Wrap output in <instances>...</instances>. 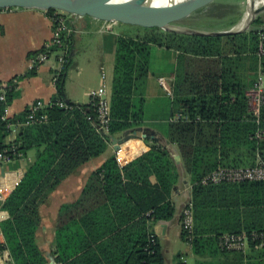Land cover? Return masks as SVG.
<instances>
[{"label": "trees", "instance_id": "trees-1", "mask_svg": "<svg viewBox=\"0 0 264 264\" xmlns=\"http://www.w3.org/2000/svg\"><path fill=\"white\" fill-rule=\"evenodd\" d=\"M55 12L46 11L48 16ZM209 12L199 10L184 19V25L207 29L195 18L202 13L209 17ZM234 25V21L227 23V28ZM262 35L264 31L201 37L154 28L144 36L121 35L116 41L109 130L113 136L144 123L143 89L152 46L177 52L174 114L180 112L187 119L170 124L168 140L177 146L191 184L194 231L189 243L182 229V239L199 257L197 264H264V181L202 183L219 168L264 162V140L255 138L259 130L264 131V106L255 117L247 95L264 73ZM62 40L66 48V34ZM66 59L56 77L57 97L37 114L46 115L48 121L20 127L16 139L23 156L31 150L37 156L2 205L10 217L0 225L5 237L0 252L8 250L14 264H47L36 241L41 205L80 167L103 155L111 143L98 130L96 98L84 105L69 102L70 110L58 106L59 101L67 102L65 81L72 61ZM5 85L7 99L0 101L3 144L10 135L8 125L25 121L29 114L26 110L2 120L5 107L19 95L14 82ZM179 180L175 161L156 142L124 167L115 155L109 157L90 175L79 199L61 206L55 230L56 263L164 264L160 241L155 236L152 242L150 229L173 219V192ZM232 234L246 235L244 250L223 249V237ZM175 264H184L181 256Z\"/></svg>", "mask_w": 264, "mask_h": 264}, {"label": "crops", "instance_id": "crops-1", "mask_svg": "<svg viewBox=\"0 0 264 264\" xmlns=\"http://www.w3.org/2000/svg\"><path fill=\"white\" fill-rule=\"evenodd\" d=\"M116 24L88 16L70 15L67 19V25L71 32L67 35L66 48L53 52L51 58L37 70H34L36 74L31 76L30 73L33 71L29 70L30 61L53 39L54 27L52 20L45 11L38 9L13 8L0 10V83L14 82L19 93L10 105L11 116L21 115L39 100L49 103L57 97L56 77L63 69V66L61 68L58 62V58L65 54L71 59L72 67L76 70L75 73L82 75L85 71L84 76L75 86L67 84L68 71L65 81V99L68 102L80 105L89 104L92 95L104 88L107 92V98L111 102L116 41L121 36L114 33ZM156 48L157 52L161 54H169L173 51V70L168 76L160 75L157 81L162 91L169 96L170 105L163 114L149 115L150 98L147 88L150 85L148 75L143 89L146 99L144 123L135 130L137 136L124 141L119 146V150H115L113 144L110 143L103 155L80 167L41 205L42 221L36 235V241L41 253L47 260V264H57L54 248L55 230L61 206L74 203L79 199L90 175L100 168L109 157L115 155L119 164L124 167L148 152L153 142L164 146L168 150L178 167L180 180L173 192V201L176 207L173 219L154 224L150 231L160 241L164 264H175L177 256H181L182 261L186 264L182 253L177 252V246L179 240L184 242L182 239V213L191 201V184L177 146L169 143L168 140L169 126L172 123L175 110L172 87L177 66V52L159 46H156ZM152 52L153 48H151V55ZM71 54L72 57L70 58ZM262 75L264 81V73ZM160 78L168 80L172 96L160 85ZM139 129H144L148 135L155 134L158 141L143 137L144 131ZM11 132L7 137V141H16L19 128L15 126L11 129ZM131 132L133 131L131 130ZM124 135L125 132H122L114 137L122 139ZM36 156L37 151L31 150L25 156L22 154L21 157L12 162L0 165V196L4 198V200H0V225L10 217L9 213L2 209L4 201L9 198L21 182L28 167L35 162ZM177 156L180 157V162L176 161ZM2 241L5 244L4 235ZM189 250L192 252L191 246H189ZM0 254V264H14L8 250H3ZM193 257H195L194 254ZM196 258L197 264L199 257L196 256Z\"/></svg>", "mask_w": 264, "mask_h": 264}, {"label": "built area", "instance_id": "built-area-1", "mask_svg": "<svg viewBox=\"0 0 264 264\" xmlns=\"http://www.w3.org/2000/svg\"><path fill=\"white\" fill-rule=\"evenodd\" d=\"M70 15L64 13L62 11H57L53 14V16H49L52 20L54 27V36L52 41H50L46 47L45 51L39 52L37 55L33 57L29 64V70L34 71L37 70L42 64L46 63L52 55V49L56 48L57 50H63L64 42L62 40L63 34L67 35L71 30L67 25V19ZM56 50V51H57ZM264 53V35L261 37L260 44V54ZM58 62L60 66L64 67L67 62L66 54L64 56H59ZM160 85L172 96V90L169 86L168 80L166 78L159 79ZM7 86L5 84H0V101H6L7 99ZM249 99V107L251 112L255 117L260 116L261 108L264 106V81L263 75L260 74L258 81L255 83L254 87H252L248 93ZM92 97L98 100L97 102V120H98V130L101 134H109L110 130V120H111V104L107 98V92L104 88H101L97 93L92 95ZM58 106L62 109L70 110L73 107L65 102L59 101ZM52 105V102L45 103L44 101H37L33 105L29 107V114L27 115L25 121L18 122L17 124L11 123L8 125V128L11 129L15 126L18 128L23 126H29L35 123H44L48 121L46 115H41L37 117L39 111L43 110L47 106ZM11 118L10 113V105H7L4 109V113L2 115V120L7 121ZM180 119H187V116L183 115L180 112H177L172 117V122L178 121ZM255 138L258 140H264V131L259 130L255 135ZM22 154L18 151V145L15 140L7 141L3 144L0 140V165L12 162L13 160L21 157ZM254 182V181H264V162L262 160L258 161V163L253 167H244V168H219L214 172L210 173L206 177L203 178L202 183L204 185L208 184H221V183H242V182ZM0 200H4L2 196H0ZM182 229L185 233H187L188 242L192 240V234L194 231V217H193V206L191 201L185 207L182 213ZM3 234L0 232V243L4 244L2 241ZM152 242H155V236H151ZM187 243L189 246L190 244ZM247 237L245 234L237 235H225L221 241V246L223 249L229 251H240L244 250L247 247ZM1 256V254H0Z\"/></svg>", "mask_w": 264, "mask_h": 264}, {"label": "water", "instance_id": "water-1", "mask_svg": "<svg viewBox=\"0 0 264 264\" xmlns=\"http://www.w3.org/2000/svg\"><path fill=\"white\" fill-rule=\"evenodd\" d=\"M0 0V10L7 9H38L42 11L57 10L77 17H91L108 23H122L147 29H160L165 32L186 34L201 37H222L247 32L253 24L254 17L264 12V6L255 9L254 0H247L248 11H253V17L247 25L239 24L237 29L212 31L177 25L184 19L194 15L199 10L206 11L215 0ZM242 27L240 28V26ZM256 31H264L262 29ZM72 54L70 55V58ZM67 103H69L67 101ZM137 129V128H136ZM136 129L125 131L122 139L105 134L115 150L126 140L137 136ZM143 130L144 129H139ZM143 137L158 141L155 134ZM177 162L180 157L177 156ZM26 174V173H25ZM24 174V175H25Z\"/></svg>", "mask_w": 264, "mask_h": 264}, {"label": "rangeland", "instance_id": "rangeland-1", "mask_svg": "<svg viewBox=\"0 0 264 264\" xmlns=\"http://www.w3.org/2000/svg\"><path fill=\"white\" fill-rule=\"evenodd\" d=\"M211 8H208L206 12L209 10V14H207L209 17H203L204 14H199L196 16V23L200 26H204L207 29L204 30H212L215 31L216 29L219 30H227V23H230L232 21L235 22V25L231 28L237 29V26L239 24L244 23V19L247 14V0H215L211 4ZM254 6L255 9L261 8L264 6V0H254ZM222 20H216L221 19ZM259 21L257 22V20ZM256 21V24L254 22ZM185 22L181 21L177 25L180 26H188L184 25ZM254 24V25H253ZM253 24L248 26L247 32L250 31H256L260 29H264V12L254 17ZM212 28H209V27ZM214 28V29H213ZM230 28V29H231ZM148 32L147 28L133 26V25H127L122 23H117L114 28V33H118L120 35H126L131 37H138V36H144ZM153 52L151 55V63H150V74H149V85L148 86V94L150 98V105H149V115H157V114H163L166 112V109L168 105H170V98L167 94H165L162 91V88L157 83L158 77L160 75L168 76V74L173 70L174 68V61L172 59L173 57V51H171L169 54H161L157 52V48L152 47ZM72 69L69 70V75L67 78V84L71 86H75L79 83L80 79L85 74V71H83V74H77L75 73V69L71 67ZM74 69V70H73ZM161 96V97H159ZM177 252H181L184 256L186 264H196L197 258L196 256L193 257L192 252L189 250V246L187 243L182 242L179 240V245L177 246Z\"/></svg>", "mask_w": 264, "mask_h": 264}, {"label": "bare ground", "instance_id": "bare-ground-1", "mask_svg": "<svg viewBox=\"0 0 264 264\" xmlns=\"http://www.w3.org/2000/svg\"><path fill=\"white\" fill-rule=\"evenodd\" d=\"M158 2L160 4V3H164L166 1H164V0H158ZM252 17H253V11L251 9V11H248V14H246V17L244 19V23L242 25H244V26L247 25L249 23V21L252 19ZM242 25L240 26V28L242 27Z\"/></svg>", "mask_w": 264, "mask_h": 264}, {"label": "flooded vegetation", "instance_id": "flooded-vegetation-1", "mask_svg": "<svg viewBox=\"0 0 264 264\" xmlns=\"http://www.w3.org/2000/svg\"><path fill=\"white\" fill-rule=\"evenodd\" d=\"M254 24H256V22H254ZM254 24H253V25H254Z\"/></svg>", "mask_w": 264, "mask_h": 264}]
</instances>
